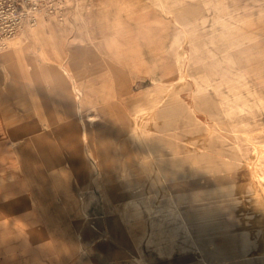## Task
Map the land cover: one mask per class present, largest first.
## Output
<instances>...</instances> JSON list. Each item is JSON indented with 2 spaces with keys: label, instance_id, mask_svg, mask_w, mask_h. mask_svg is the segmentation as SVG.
Returning a JSON list of instances; mask_svg holds the SVG:
<instances>
[{
  "label": "rangeland",
  "instance_id": "obj_1",
  "mask_svg": "<svg viewBox=\"0 0 264 264\" xmlns=\"http://www.w3.org/2000/svg\"><path fill=\"white\" fill-rule=\"evenodd\" d=\"M0 208V264H264V0L26 26L0 50Z\"/></svg>",
  "mask_w": 264,
  "mask_h": 264
},
{
  "label": "built area",
  "instance_id": "obj_2",
  "mask_svg": "<svg viewBox=\"0 0 264 264\" xmlns=\"http://www.w3.org/2000/svg\"><path fill=\"white\" fill-rule=\"evenodd\" d=\"M65 1L0 0V50L26 26H34L40 16L58 15Z\"/></svg>",
  "mask_w": 264,
  "mask_h": 264
},
{
  "label": "crops",
  "instance_id": "obj_3",
  "mask_svg": "<svg viewBox=\"0 0 264 264\" xmlns=\"http://www.w3.org/2000/svg\"><path fill=\"white\" fill-rule=\"evenodd\" d=\"M3 218H5L4 212L2 210V208H0V219L2 220ZM36 222H29V224H31L30 226H32L33 224H35ZM18 225V224H17ZM19 226V225H18Z\"/></svg>",
  "mask_w": 264,
  "mask_h": 264
}]
</instances>
